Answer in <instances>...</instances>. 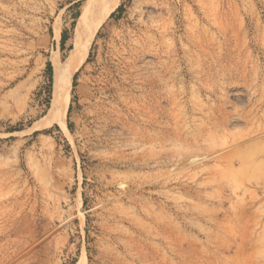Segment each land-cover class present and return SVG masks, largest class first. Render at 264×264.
Instances as JSON below:
<instances>
[{"label": "rangeland", "instance_id": "obj_1", "mask_svg": "<svg viewBox=\"0 0 264 264\" xmlns=\"http://www.w3.org/2000/svg\"><path fill=\"white\" fill-rule=\"evenodd\" d=\"M86 1L0 0V264H264V0H120L65 133Z\"/></svg>", "mask_w": 264, "mask_h": 264}, {"label": "bare ground", "instance_id": "obj_2", "mask_svg": "<svg viewBox=\"0 0 264 264\" xmlns=\"http://www.w3.org/2000/svg\"><path fill=\"white\" fill-rule=\"evenodd\" d=\"M119 2L120 0H87L81 9V15L73 34V49L65 61L52 60L53 83L50 113L54 115L51 116L52 119L55 117L54 119L65 133L67 127L63 118L67 109L69 85L73 72L85 59L98 27L118 6ZM84 258L83 256L77 264H84Z\"/></svg>", "mask_w": 264, "mask_h": 264}, {"label": "trees", "instance_id": "obj_3", "mask_svg": "<svg viewBox=\"0 0 264 264\" xmlns=\"http://www.w3.org/2000/svg\"><path fill=\"white\" fill-rule=\"evenodd\" d=\"M118 10H119V8L116 11H118ZM48 67H50V66L48 65ZM49 72H50L49 74H50V77H51V67L49 68Z\"/></svg>", "mask_w": 264, "mask_h": 264}]
</instances>
